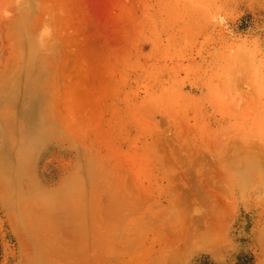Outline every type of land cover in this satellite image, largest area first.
<instances>
[{
  "label": "rangeland",
  "instance_id": "obj_1",
  "mask_svg": "<svg viewBox=\"0 0 264 264\" xmlns=\"http://www.w3.org/2000/svg\"><path fill=\"white\" fill-rule=\"evenodd\" d=\"M0 264H264V0H0Z\"/></svg>",
  "mask_w": 264,
  "mask_h": 264
}]
</instances>
